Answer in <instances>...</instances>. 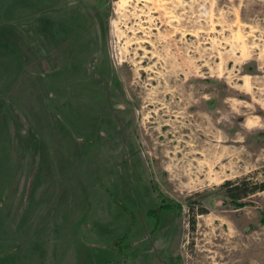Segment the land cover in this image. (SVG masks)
<instances>
[{
	"label": "rangeland",
	"instance_id": "374dc122",
	"mask_svg": "<svg viewBox=\"0 0 264 264\" xmlns=\"http://www.w3.org/2000/svg\"><path fill=\"white\" fill-rule=\"evenodd\" d=\"M227 180L264 182V0H0V264H264Z\"/></svg>",
	"mask_w": 264,
	"mask_h": 264
},
{
	"label": "trees",
	"instance_id": "16d2710c",
	"mask_svg": "<svg viewBox=\"0 0 264 264\" xmlns=\"http://www.w3.org/2000/svg\"><path fill=\"white\" fill-rule=\"evenodd\" d=\"M246 180L241 181H230L227 180L221 184L222 189H224L226 197L229 198L231 203L240 204L239 201L242 197L248 194L255 193L264 189V182L256 183L251 188L246 186ZM203 210L201 209V212Z\"/></svg>",
	"mask_w": 264,
	"mask_h": 264
},
{
	"label": "crops",
	"instance_id": "0c3cea01",
	"mask_svg": "<svg viewBox=\"0 0 264 264\" xmlns=\"http://www.w3.org/2000/svg\"><path fill=\"white\" fill-rule=\"evenodd\" d=\"M31 147V146H30ZM17 193V192H16ZM16 193L14 195H16Z\"/></svg>",
	"mask_w": 264,
	"mask_h": 264
}]
</instances>
